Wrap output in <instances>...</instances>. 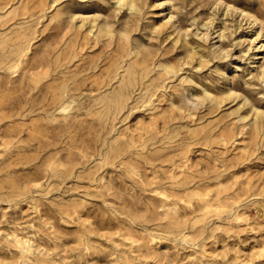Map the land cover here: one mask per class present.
Wrapping results in <instances>:
<instances>
[{"label": "rangeland", "instance_id": "rangeland-1", "mask_svg": "<svg viewBox=\"0 0 264 264\" xmlns=\"http://www.w3.org/2000/svg\"><path fill=\"white\" fill-rule=\"evenodd\" d=\"M0 264H264V0H0Z\"/></svg>", "mask_w": 264, "mask_h": 264}]
</instances>
